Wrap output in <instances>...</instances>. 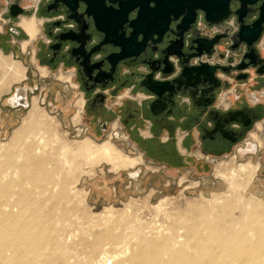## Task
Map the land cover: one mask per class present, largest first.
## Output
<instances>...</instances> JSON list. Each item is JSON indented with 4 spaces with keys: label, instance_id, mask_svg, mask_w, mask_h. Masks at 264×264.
<instances>
[{
    "label": "rangeland",
    "instance_id": "obj_1",
    "mask_svg": "<svg viewBox=\"0 0 264 264\" xmlns=\"http://www.w3.org/2000/svg\"><path fill=\"white\" fill-rule=\"evenodd\" d=\"M28 40L20 42L22 50L30 47L33 51L34 46H24ZM15 53H20L18 47H15ZM0 55V163L7 164L4 171L8 172L9 179L16 181L22 178L20 164L30 153L45 160L48 171L61 176H67L72 168L68 181L70 197L56 202L54 209L58 219H80L95 223L97 228L108 221L121 220L125 233L130 234L129 237L133 235L135 242L142 245L152 239L164 238L163 241L175 249L189 242L184 229L187 226H197L200 231L208 223L240 227L242 214L254 212H259L264 219V170L258 142L250 141L246 146L253 145V148L245 149V141H242L231 147L227 154L210 158L208 162L194 156L193 165L197 168L192 172L188 170L189 165L184 166L188 169L170 172L166 165L147 159L131 147L123 133L117 130V123H113L106 134L92 136L82 120L84 104L79 115L81 104L78 100L84 98L81 94L73 98L77 84L72 78L70 81L62 80L64 76L60 78V73L72 77L71 73L58 69L56 77L52 73L48 78L49 71L43 74L41 69L46 68L36 65L39 76L46 78L39 80V76L32 75L25 81L28 77L26 65L12 53L0 50ZM31 62L35 64L33 58ZM12 64L21 68V78L11 74L9 67ZM43 80L48 85L43 84ZM33 83L38 85L36 93L16 92L19 86L30 87ZM19 94L26 97L27 106H9L7 100L10 103L20 101L23 96ZM251 132H257V128ZM143 133L147 134L146 131ZM109 141L125 158L136 161V165L121 167L101 155L90 161V158L86 159V142L97 149ZM185 145L189 146V140ZM181 151L184 150L181 148ZM241 166L248 168L242 170ZM233 173L237 185L230 184ZM248 204L251 208L246 210ZM229 215H235V218L231 220ZM222 232L226 234L225 230ZM207 236L205 232L204 238ZM221 261L223 259L218 262Z\"/></svg>",
    "mask_w": 264,
    "mask_h": 264
},
{
    "label": "water",
    "instance_id": "obj_2",
    "mask_svg": "<svg viewBox=\"0 0 264 264\" xmlns=\"http://www.w3.org/2000/svg\"><path fill=\"white\" fill-rule=\"evenodd\" d=\"M56 1L74 24L58 21L46 32L54 66L71 65L91 83L88 91L141 92L142 116L163 114V122L201 109L198 116L209 120L217 91L249 74L264 81V0Z\"/></svg>",
    "mask_w": 264,
    "mask_h": 264
},
{
    "label": "bare ground",
    "instance_id": "obj_3",
    "mask_svg": "<svg viewBox=\"0 0 264 264\" xmlns=\"http://www.w3.org/2000/svg\"><path fill=\"white\" fill-rule=\"evenodd\" d=\"M23 18L28 17L20 18L19 27ZM24 26L35 38L39 24L32 22ZM9 70L14 77H22V70L16 64L10 65ZM87 144L86 159L90 158L89 161L101 155L121 167L136 165V161L119 153L111 141L97 149ZM6 166L0 163V264H264V219L259 212L242 214L240 227L208 223L200 231L197 226H187L184 229L190 243H182L177 249L170 247L164 238L141 245L134 241L133 235L129 237L130 234L125 233L121 220L109 219L111 221L97 228L92 222L57 218L56 202L70 197L68 181L72 168L67 176H61L48 171L47 162L30 153L20 164L22 178L16 181L8 178V172L4 171ZM235 175L230 184L237 179ZM245 208L248 210L251 205ZM230 217L232 220L235 215ZM205 232L208 236L204 238ZM220 259L223 261L218 262Z\"/></svg>",
    "mask_w": 264,
    "mask_h": 264
},
{
    "label": "flooded vegetation",
    "instance_id": "obj_4",
    "mask_svg": "<svg viewBox=\"0 0 264 264\" xmlns=\"http://www.w3.org/2000/svg\"><path fill=\"white\" fill-rule=\"evenodd\" d=\"M38 1L39 2H37L36 0H0V15L3 17V21H0V24L2 25V28L0 29V49L4 53L12 52L13 57L19 58V60L24 65H26L25 73L28 77L24 79L25 81H27L26 79L32 78L33 75L31 66L30 64H28L29 62H31L32 58L36 64H42L44 66H47L49 69H52L54 67L55 62L52 61V59H54V53L56 51L51 50L47 53L44 51L45 47L51 46L54 43L53 38L51 36H48L46 32L55 28L53 25L58 21H63L66 25L74 24L72 20L67 19L68 13H66L62 5H60L56 0ZM22 16L28 18L22 19L20 23V26L22 27L21 28L18 24ZM87 21L88 19H86V22ZM32 22H36L39 24L38 34L39 32L40 34H37L35 38L31 37L24 26L25 23L31 24ZM12 38L16 39L18 43L11 41ZM28 38L29 40L24 44V46H34L35 49L33 51L30 49L22 50V47L20 45V42L23 39ZM15 47H18L20 52L19 54L15 53ZM60 55L61 54L59 53L58 56ZM67 67H69V69H72V72L74 73L73 76L71 77L70 75L60 73V78L61 76H64L67 78L66 81H70L72 78V80L77 84L75 88L76 93L79 94V92H84V96L86 95V98H81L78 100L80 101L81 105H77L80 111V115L81 109L84 104L82 120L84 122L86 130L94 137L104 135L110 128V122L113 119L110 111L103 109L99 106L98 103L99 101L105 99L107 94L103 91H105L106 88L102 89L97 87L96 89L98 90V96H95V99L93 98L92 100H89L88 96L93 93V91L91 90L88 91V89H90L91 83L87 82V80L82 75H79L77 70H75V68H73L71 65H66L65 63H63L61 68L66 71ZM252 77L253 76L249 74L246 80H249ZM48 78H50V76ZM254 79L256 80V78ZM28 82L30 83V80ZM258 82L262 84V86L264 85V81L259 80ZM24 86L25 85L19 86L16 92L36 93V91L38 90L37 83L30 84V87ZM117 86L118 84L116 85V87ZM125 88L127 87L121 89ZM121 89H119L118 91H120ZM228 89H230V87L227 88L226 91ZM14 90L15 89H12L11 92H14ZM132 92L133 91L129 89V94ZM102 93L105 94V96L102 95ZM220 93V91H217L215 94L214 101L212 102L210 108L212 112L208 114L209 120L205 119L204 117L198 116L201 109H195L194 113L191 116H186L185 119L182 120L181 124L187 130H189V133H191L192 128H196L199 131L201 150L205 155L209 156L218 157L227 154L230 151L231 147L238 145L242 141H245V149H250V147L253 148V145L246 146L247 144H250V141L258 142L261 147L263 146L262 148L260 147V150L262 151L260 160L261 164L263 165L262 170H264V142L261 141L260 138L262 137L264 139V88L256 91V94H251V96L247 97L246 99L245 97L244 99L241 97L239 98V91L236 89L232 96V104H227V102H225L227 105L226 107L223 105L222 101H219V98L221 96ZM144 96L146 97V95ZM123 108V110L126 112L119 120L123 125H125L132 120V117H134L136 108L131 104H125ZM63 112H66L65 106L63 107ZM204 124L207 125L208 130L206 132H201ZM168 125L171 126V123ZM256 128L257 132H251ZM130 131L131 137H133V128L130 129ZM248 135L250 137V140H248ZM152 146H154L152 143L149 144L148 149L153 150L154 148ZM169 149L170 153L168 155L166 154L164 158L166 159L165 162L170 166L179 164L180 167H183L185 160L179 156L178 152H176L175 150L176 148L173 147L172 149L171 140L169 141V144L165 150ZM192 160L193 159L188 160L187 165H189V167L191 168L196 169V166L191 165Z\"/></svg>",
    "mask_w": 264,
    "mask_h": 264
},
{
    "label": "crops",
    "instance_id": "obj_5",
    "mask_svg": "<svg viewBox=\"0 0 264 264\" xmlns=\"http://www.w3.org/2000/svg\"><path fill=\"white\" fill-rule=\"evenodd\" d=\"M11 41L18 43V41H16V39L14 38H12ZM27 49H30V47ZM9 53H12V52H9ZM28 64H30L31 71L33 75L36 77L39 76L36 65L45 67L49 71L48 76L50 77L52 73H54L55 74L54 76L56 77L59 73L58 69H62L61 68L62 64H57L52 69H49L47 66H44L42 64H36V63L32 64V62H29ZM66 69H67L66 71L63 70L65 71V73H71L72 75L74 74L72 72V69H69V67H67ZM38 78L39 80H42V78H46V77L39 76ZM43 84L48 85V83L45 82L44 80H43ZM229 87L230 89H228L227 91L225 90L226 92L220 91L221 92L220 94L221 96L224 95L223 97H225L227 104H232L233 102L232 96L236 89L237 90L239 89L238 90L239 98L241 97L244 99L245 97L246 99L247 97L251 96L252 93H255L256 91L264 88V85L262 86V84H260L257 80L254 79V77H252L249 80H245L244 82H241L240 84H234ZM97 91L98 90L96 89L95 91H93V93H91V95L88 96L89 100H92L95 97V93H97ZM248 91L249 93H247ZM103 92L106 93L107 95L104 100L99 101L98 103L100 107L110 111L112 115L113 119L110 122V128L113 123H117L118 124L117 130L119 131V133L121 134L123 133V136L129 142L130 146L135 147L147 159L154 161L156 163L162 164V165H166V168L170 172H177L178 169L179 170L188 169L187 167H184V166L187 165L188 160H191L194 156L197 159L199 160L201 159L206 162H208L210 158L217 157V156L205 155L202 152L199 131L196 128H192L191 133H189V130H187L181 124L182 120L185 119V116L183 115L174 116L173 115V116H169L166 121L161 122L162 120L161 117L163 114L158 115L159 119L155 120L157 116L154 117L153 115H151L149 111L147 112V116H142L137 111L136 102H138L141 92H136V93L132 92L129 94V88H125V89H121L120 91H118L114 97L110 96L107 93V90ZM79 94H81L83 98H86L85 97L86 95L84 96V92H79ZM76 97H77V93L76 95L73 96V98L75 99ZM146 97L148 98L150 96L146 95ZM125 104H128V105L131 104L132 106H134L136 108V112H135L134 117H132V120L128 122L127 124L123 125L119 119L126 112L123 110L124 109L123 106ZM72 110H73V107H72ZM170 123H171V126L168 125ZM132 128L134 131L133 137H131V131H130V129ZM143 131H146L147 134L145 135ZM169 139L171 140L172 149L173 147L176 148L175 149L176 152H178L179 156L185 160L183 167H180L179 164L170 166L168 163L165 162L166 159L164 158L166 154L168 155L170 153L169 152L170 149L165 150L169 144V141H170ZM187 140H189V146L185 145ZM151 143L154 145L152 146L154 148L153 150L148 149V145ZM181 148L182 150H184L183 152L181 151ZM199 153L202 154V156H200ZM191 165H193V160H192ZM194 169L195 168L190 167L188 170L192 172Z\"/></svg>",
    "mask_w": 264,
    "mask_h": 264
},
{
    "label": "built area",
    "instance_id": "obj_6",
    "mask_svg": "<svg viewBox=\"0 0 264 264\" xmlns=\"http://www.w3.org/2000/svg\"><path fill=\"white\" fill-rule=\"evenodd\" d=\"M231 22V21H230ZM224 96V95H223ZM223 96H221L220 98H219V101L221 102V101H223V102H226V99H225V97H223ZM222 102V103H223ZM223 105L226 107L227 105H226V103H223Z\"/></svg>",
    "mask_w": 264,
    "mask_h": 264
}]
</instances>
